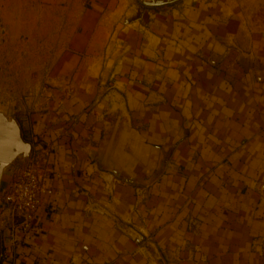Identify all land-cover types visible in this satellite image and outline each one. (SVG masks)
<instances>
[{
    "label": "crops",
    "instance_id": "1",
    "mask_svg": "<svg viewBox=\"0 0 264 264\" xmlns=\"http://www.w3.org/2000/svg\"><path fill=\"white\" fill-rule=\"evenodd\" d=\"M0 101L53 189L0 264H264V0H0Z\"/></svg>",
    "mask_w": 264,
    "mask_h": 264
},
{
    "label": "built area",
    "instance_id": "2",
    "mask_svg": "<svg viewBox=\"0 0 264 264\" xmlns=\"http://www.w3.org/2000/svg\"><path fill=\"white\" fill-rule=\"evenodd\" d=\"M50 160L44 152L31 153L26 162L4 181L0 191V229L12 245L34 231V221L41 207V198L52 195L44 177Z\"/></svg>",
    "mask_w": 264,
    "mask_h": 264
},
{
    "label": "water",
    "instance_id": "3",
    "mask_svg": "<svg viewBox=\"0 0 264 264\" xmlns=\"http://www.w3.org/2000/svg\"><path fill=\"white\" fill-rule=\"evenodd\" d=\"M32 153V144L26 141L22 135L21 127L16 120L13 110L4 102H0V191L10 170L17 164L25 162ZM120 179L133 182L123 173L113 171ZM129 235L141 243L145 237L134 229L128 230ZM0 256H1V234H0ZM162 264L165 262L160 259Z\"/></svg>",
    "mask_w": 264,
    "mask_h": 264
},
{
    "label": "rangeland",
    "instance_id": "4",
    "mask_svg": "<svg viewBox=\"0 0 264 264\" xmlns=\"http://www.w3.org/2000/svg\"><path fill=\"white\" fill-rule=\"evenodd\" d=\"M1 102V101H0ZM22 130V129H21ZM26 162V161H25ZM25 162H22V163H17L9 172L8 176L17 168L21 167ZM7 176V177H8ZM7 179V178H6Z\"/></svg>",
    "mask_w": 264,
    "mask_h": 264
}]
</instances>
